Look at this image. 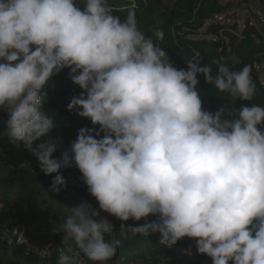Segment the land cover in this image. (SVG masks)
Here are the masks:
<instances>
[{
    "label": "clouds",
    "instance_id": "1",
    "mask_svg": "<svg viewBox=\"0 0 264 264\" xmlns=\"http://www.w3.org/2000/svg\"><path fill=\"white\" fill-rule=\"evenodd\" d=\"M109 0H0V110L7 135L35 155L51 191L66 186L62 168L75 167L98 207H68L64 243L94 264H107L127 236L159 233L161 244L195 241L213 264H264V106L225 104L205 110L198 75L233 102L253 101L251 65L201 66L200 56L177 69L136 13L113 14ZM69 70L82 92L67 105L91 121L70 147L37 144L56 122L43 99L53 77ZM35 145V146H34ZM156 219L149 221L148 217ZM20 231L19 238L23 239ZM11 243V241L9 242ZM61 252L58 264H73ZM195 256L192 252L189 258Z\"/></svg>",
    "mask_w": 264,
    "mask_h": 264
},
{
    "label": "trees",
    "instance_id": "2",
    "mask_svg": "<svg viewBox=\"0 0 264 264\" xmlns=\"http://www.w3.org/2000/svg\"><path fill=\"white\" fill-rule=\"evenodd\" d=\"M133 2L136 6H133ZM83 7V0H78ZM115 15L125 18L134 10L140 29L148 36L159 28L163 40L157 41L177 69H187L189 60L197 58L201 66L217 69L215 61L227 64L233 70L251 65V76L256 84L253 101L233 102L227 93L208 85L198 75L203 107L212 113L224 104L238 108L253 103L264 106V0H109ZM258 8V9H257ZM239 20L242 23H239ZM49 82L44 111L56 122V127L36 143L48 140L58 147L53 158L76 139L81 127H92L91 121L67 109L73 96L82 89L75 85L69 70L55 75ZM8 115L0 110V264H58L61 252L72 249L73 264H94L83 256L72 241L64 243L61 225L69 214L68 207L97 201L89 194L75 167L62 168L66 180L59 192L51 191L57 173L45 175L35 155L23 142H13L7 135ZM35 146V145H34ZM102 215L114 224L112 239L120 241L117 255L107 264H209L207 255L197 252L196 243L184 238L174 246L161 244L159 233L122 236L121 223L142 225L145 221L122 222L106 213ZM156 217L150 216L148 220ZM26 228L28 241L19 243L14 230ZM11 241V243H9ZM195 255L189 258L188 250Z\"/></svg>",
    "mask_w": 264,
    "mask_h": 264
},
{
    "label": "built area",
    "instance_id": "3",
    "mask_svg": "<svg viewBox=\"0 0 264 264\" xmlns=\"http://www.w3.org/2000/svg\"><path fill=\"white\" fill-rule=\"evenodd\" d=\"M133 6H136V3L135 2H133ZM20 231L21 232H23V234H24V236H23V239H20L19 238V233H20ZM14 233L17 235V241L19 242V243H23V242H26V241H28V239H27V233H26V228L25 227H22L21 229H15L14 230Z\"/></svg>",
    "mask_w": 264,
    "mask_h": 264
},
{
    "label": "rangeland",
    "instance_id": "4",
    "mask_svg": "<svg viewBox=\"0 0 264 264\" xmlns=\"http://www.w3.org/2000/svg\"><path fill=\"white\" fill-rule=\"evenodd\" d=\"M258 9V8H257ZM261 16L264 18V15L261 14ZM239 23H242V21L239 20ZM263 81H264V77H263ZM191 255V249L188 250L187 256ZM209 264H213V262H210Z\"/></svg>",
    "mask_w": 264,
    "mask_h": 264
}]
</instances>
